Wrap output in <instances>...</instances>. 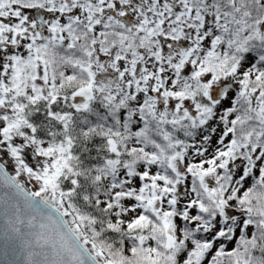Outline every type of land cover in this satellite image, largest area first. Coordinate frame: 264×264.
I'll return each mask as SVG.
<instances>
[{
	"label": "snow or ice",
	"instance_id": "obj_1",
	"mask_svg": "<svg viewBox=\"0 0 264 264\" xmlns=\"http://www.w3.org/2000/svg\"><path fill=\"white\" fill-rule=\"evenodd\" d=\"M0 264H264V0H0Z\"/></svg>",
	"mask_w": 264,
	"mask_h": 264
},
{
	"label": "rangeland",
	"instance_id": "obj_2",
	"mask_svg": "<svg viewBox=\"0 0 264 264\" xmlns=\"http://www.w3.org/2000/svg\"><path fill=\"white\" fill-rule=\"evenodd\" d=\"M213 143H215V140H213Z\"/></svg>",
	"mask_w": 264,
	"mask_h": 264
}]
</instances>
